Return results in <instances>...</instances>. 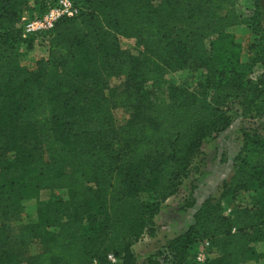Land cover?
Here are the masks:
<instances>
[{"label":"trees","instance_id":"1","mask_svg":"<svg viewBox=\"0 0 264 264\" xmlns=\"http://www.w3.org/2000/svg\"><path fill=\"white\" fill-rule=\"evenodd\" d=\"M236 1L72 0L77 15L23 37L22 13L37 3L41 14L52 0H0V264L104 263L110 253L117 264H137L132 246L198 170L203 143L237 110L264 116V0H251L247 61L227 29L241 22ZM37 36L46 54L26 71L17 48ZM120 37L136 39L140 55L123 51ZM254 65L262 70L252 79ZM183 69H202V78L193 88L164 85L166 71ZM115 76L126 77L121 90L109 87ZM115 107L131 109L130 117L118 124ZM241 136L217 194L201 201L162 259L148 264L264 262L255 249L264 246V121ZM193 188L182 211L196 204ZM46 190L65 197L42 198ZM250 191L251 205L235 200ZM27 199L37 205L26 225L35 252L22 262L23 243L9 238L7 224ZM204 241L211 256L191 259Z\"/></svg>","mask_w":264,"mask_h":264},{"label":"rangeland","instance_id":"2","mask_svg":"<svg viewBox=\"0 0 264 264\" xmlns=\"http://www.w3.org/2000/svg\"><path fill=\"white\" fill-rule=\"evenodd\" d=\"M236 10L241 16V22L238 25L228 27V31L232 32L236 39L242 45L241 57L243 61L248 60L249 52L248 46L253 40L254 36L247 27V18L251 14L252 2L251 0H237ZM38 4L31 5L29 16L35 17L38 14ZM23 14V13H22ZM26 15V13L24 14ZM168 25L172 23L171 19H162ZM120 48L132 55L139 56L141 45L138 44L134 38H119ZM19 53V61L21 66L26 71H32L35 67V61L46 54V43L41 36H37L33 45L30 47L26 44H20L17 48ZM262 70L261 65H254L249 73L250 77L254 79ZM202 69L191 71L188 69L177 71H166L164 75V85L176 84L193 88L196 83L202 78ZM126 77L115 76L109 79V87L121 90L124 87ZM116 122L122 123L131 115V109L125 107H115L113 110ZM264 121L262 118H253L237 110L234 114V119L231 124L214 139H208L203 143L202 153L196 160L198 170H193L189 177L186 178L181 185L179 191L165 200L161 205L159 211L154 215L152 221V232L144 234L138 242L132 246L133 253L137 264H148L149 261L155 259H162L164 252V245L169 239L174 237L184 226L180 229L172 228L173 218L181 215L182 210L179 208L182 200L189 192L190 186L193 185V195L196 201H202L208 196L216 195L217 189L223 179H225L232 167V159L240 150L242 145V131L255 127L258 123ZM40 146V144H38ZM50 195L65 197L64 190L43 191L42 198H47ZM142 199H146L145 193L141 194ZM235 200L241 204L251 205L255 201L253 192L241 193ZM24 209L18 215L12 216L8 220V236L11 240L20 241L23 243L24 255L20 261H25L26 256L35 252V246L31 243V237L26 229V225L35 220L37 205L33 199H27L23 202ZM227 212V210H226ZM201 248L198 243L190 250V258L193 254ZM257 251H264V246L257 243L255 245ZM238 264H264L263 260L253 259L247 257L238 258Z\"/></svg>","mask_w":264,"mask_h":264},{"label":"built area","instance_id":"3","mask_svg":"<svg viewBox=\"0 0 264 264\" xmlns=\"http://www.w3.org/2000/svg\"><path fill=\"white\" fill-rule=\"evenodd\" d=\"M51 0H49L50 2ZM80 8L72 2V0H52V3L48 4L46 10L35 17H23L22 19V36L26 37L30 34H45L47 33L57 20L62 17H71L77 15ZM228 211V209H227ZM201 248L195 252V260L197 262H203L211 256L212 250L209 248L208 241L200 242ZM119 259L113 254L107 255V260L104 263H98L93 261L91 264H117Z\"/></svg>","mask_w":264,"mask_h":264},{"label":"crops","instance_id":"4","mask_svg":"<svg viewBox=\"0 0 264 264\" xmlns=\"http://www.w3.org/2000/svg\"><path fill=\"white\" fill-rule=\"evenodd\" d=\"M25 13H26V15H24ZM28 14H29L28 11H24L22 16L27 17V16H29ZM200 203H201V201H196V204L193 207L188 208L186 211H182L181 215L178 216L177 218H173L172 228L180 229L181 226L185 225V227H184V229H185L188 225H190L193 222V214H194L195 210L199 207ZM184 229H181L178 233H180Z\"/></svg>","mask_w":264,"mask_h":264}]
</instances>
